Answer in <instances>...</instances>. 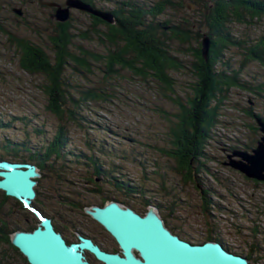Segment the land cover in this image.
<instances>
[{
  "label": "rangeland",
  "instance_id": "obj_1",
  "mask_svg": "<svg viewBox=\"0 0 264 264\" xmlns=\"http://www.w3.org/2000/svg\"><path fill=\"white\" fill-rule=\"evenodd\" d=\"M115 1L121 0H93V3L104 9L113 6ZM126 1L152 5L156 0ZM188 2L182 0L183 5H190V10L197 12L196 4ZM179 13L188 14L184 10ZM168 15L172 16L171 10L155 21ZM193 15L191 19L195 18ZM68 19L72 33L79 31L93 37L86 12L70 9ZM0 24L7 33L27 39L50 55L49 37L54 25L48 20L46 9L33 4L18 5V0H0ZM97 28L103 30L100 26ZM199 31L203 33V27ZM232 34L243 39L256 37L264 34V22L235 25ZM77 47L104 55L108 46L98 43L95 37L85 40L73 37L69 49L77 54ZM171 49L177 56L175 44ZM223 58L228 59L231 70L239 71L235 74L237 84L223 93L210 138L203 147L198 179H193L190 170L192 184L184 180L175 160L166 154L170 148L168 130L177 111L174 99L184 103L191 94V76L187 69L168 70L171 88H167L150 75L142 77L134 70L119 66H115L111 75H105L102 57L95 61L87 58L86 70L76 69L69 63L62 74L66 83L62 87L66 108L61 118H57L45 108L41 90L44 77L23 71L18 65V54L0 33V117L10 125L0 131V139L5 136L24 141L32 151L42 154L56 130L61 128L62 133L63 145L58 154L50 153L42 169L37 167L39 177L33 201L38 200L47 212L85 200L97 202L92 196L106 194L110 186L86 180L85 170L90 171L89 162L94 157L102 163V169H113V175L136 187L141 192L137 195H143L145 201L150 200L149 204L157 209L166 226L181 238L199 243L211 235L234 253L243 251L254 241L257 257H264V183L253 181L229 166L241 160L233 155L234 150L250 154L261 137L254 115L264 116V64L245 63L240 69L242 61L234 48L224 50ZM134 64L139 67L138 63ZM224 71L231 74L229 70ZM92 91L100 97L84 98L85 93ZM196 184L208 192L207 212L203 210ZM134 203L144 212L143 202ZM6 212L1 209L0 216L9 222L6 228L9 230L12 213ZM81 226L88 236L92 230L96 231L85 221ZM69 238L73 241L74 235L71 233ZM96 240L103 248H113L108 238Z\"/></svg>",
  "mask_w": 264,
  "mask_h": 264
},
{
  "label": "trees",
  "instance_id": "obj_2",
  "mask_svg": "<svg viewBox=\"0 0 264 264\" xmlns=\"http://www.w3.org/2000/svg\"><path fill=\"white\" fill-rule=\"evenodd\" d=\"M80 1L88 4L92 9L96 8L95 10L100 13L108 14L111 20L107 22L87 13L93 37L101 45L105 43L108 46L106 51L104 49V55L93 54L78 47L77 54L70 51L69 46L73 37L80 40L93 37L90 38L86 33L79 31L72 33L69 19L64 22L55 21L53 32L49 37L50 55L27 39L7 33L0 24V33L6 36L7 44L18 54L19 67L27 73H38L44 77V86L41 90L46 101L45 108L57 118H61L66 108L63 95L65 91L62 89L66 83L62 80V74L69 63H72L76 69L86 70L87 58L95 61L102 57L101 67L105 75H111L115 66H119L134 70L136 75L138 73L142 77L150 75L167 88H171L166 73L168 70L187 69L191 76L189 85L191 94L186 97L184 103L174 99L177 111L172 115L174 120L168 130L170 148L166 154L175 160L179 172H183L184 180L193 184L190 170L193 172V179H198L202 171L200 159L203 147L210 138V131L215 124L223 93L237 84L235 74L239 71L230 69L228 59L223 58V51L240 48L254 63L260 66L264 64V39L254 41L250 37L243 39L232 34L235 25L264 22V0H207V2L188 0L196 4L197 12L190 10L192 8L190 5H183L182 0H156L152 5L121 0L104 9L96 7L93 0ZM170 10L172 16L168 15L155 21L158 16L165 15ZM182 10L188 14L179 13ZM192 15L194 19L190 18ZM147 17L149 19H146ZM97 26L102 27L103 30H99ZM200 27H203V33H200ZM202 35L209 40L205 58L201 56ZM173 44L179 56L171 52L170 46ZM134 63H138L139 67ZM242 67L240 65V69ZM224 70H229L231 74H226ZM93 93V91L85 93L84 98L100 97L99 93ZM254 118L264 121V116L254 115ZM9 126V122H5L0 117V131ZM61 135L59 128L42 154L39 151H32L24 141L17 142L2 136L0 159L33 163L41 170L50 153L58 154L63 145ZM89 164L92 165L91 168L87 167L90 171L85 170V172L91 173L93 177L107 180L110 188L116 187L130 193L131 196L141 193L136 187L113 175V169L110 171L102 169V163L98 159L92 157ZM251 179L264 183L262 179ZM195 188L201 198L203 210L207 212L210 208L208 192L201 189L198 184ZM8 199L10 198L0 191V210L6 209L7 214L15 212L19 214L24 211L18 201L11 199L12 202L8 204ZM1 216L0 220H2ZM7 227L9 226H6V222L3 224L0 222V247L5 251L7 247H11L9 233L14 229L11 227L7 230ZM170 230L173 232L172 229ZM208 240L221 243L219 238L211 235H207L199 243ZM221 245L232 252L223 243ZM257 248L256 243L251 241L243 251L232 253L244 256L249 264H264V257H257Z\"/></svg>",
  "mask_w": 264,
  "mask_h": 264
},
{
  "label": "water",
  "instance_id": "obj_3",
  "mask_svg": "<svg viewBox=\"0 0 264 264\" xmlns=\"http://www.w3.org/2000/svg\"><path fill=\"white\" fill-rule=\"evenodd\" d=\"M70 9L111 21L108 14L100 13L80 0H65L64 6H56L53 18L58 22L66 21ZM16 13L19 12L16 10ZM208 43V38L202 35V58L206 57ZM255 122L261 133L259 141L249 151L250 154L234 151L233 155L241 160H235L229 166L249 178L264 180V121L256 118ZM38 177L37 166L33 163L0 159V191L18 201L23 208L34 210V215L38 216L33 230H17L9 234L10 244L28 264H90L85 252L102 264H249L244 256L229 252L218 241L191 243L179 238L166 228L153 205L147 206L141 216L112 201L101 207L85 209V213L113 237L120 254L104 252L89 238L82 236L77 238L76 243L66 244L54 232L49 219L42 217L31 204Z\"/></svg>",
  "mask_w": 264,
  "mask_h": 264
},
{
  "label": "flooded vegetation",
  "instance_id": "obj_4",
  "mask_svg": "<svg viewBox=\"0 0 264 264\" xmlns=\"http://www.w3.org/2000/svg\"><path fill=\"white\" fill-rule=\"evenodd\" d=\"M64 2H65V0H61V1H55V0H18V5L19 4H21V5L33 4L36 7H39L40 9H44V10L46 9L48 20L53 25H55L53 15H54L56 6L62 7V6H64ZM260 38L264 39V34H260L256 37H253L252 39L254 41H257ZM235 51L238 52V58H240L242 61L240 65L244 66L245 63H254V61L250 60L247 53H245L242 49L237 48V49H235ZM84 174H87L85 177L86 180H89V181L93 182L94 184H97L100 186L105 185V184L109 185L107 181L93 177L91 173L88 174L85 172ZM101 182H103V184ZM95 191H98L97 187L95 188ZM92 198H96L97 202L87 203V202H85L86 201L85 200L79 204H74V203L73 204H67L65 208H61V210L58 209V210L51 211V212H47L45 209L40 207V204L37 201H32L31 204L41 214L42 217L49 219L50 224H51L54 232L58 233L66 244L76 243L77 238L79 236H82V237L89 238L94 245H96L100 250H102L104 252L120 254V251H119L117 244L115 243L113 237L107 231H105L104 228L101 225H99L95 220L90 218L85 213V209L89 208L91 206L101 207V206H103L104 203H106L108 201H112V202H116V203L120 204L121 207H123V208L124 207L130 208L135 213H137L138 215L141 216L144 214L146 208H145L144 212H140L136 208V206H135L136 204L134 202L139 203V201H141V202H143L142 204L147 207L150 205L149 204L150 200L145 201V199L143 198V195L134 194L133 196H131L130 193L121 191V190L117 189L116 187L108 189L106 194L96 193L95 195L92 196ZM61 211H63V212L66 211V212L62 213ZM32 216H33L32 214H29L26 211H23L19 214L16 212L14 214H12L10 216V220L12 219L10 225H11V227H14V229L10 233L17 231V230L27 231V232L33 230L36 227L38 222H36L37 220L35 221L34 220L35 217L33 218ZM5 217H6V215H5ZM1 218H2V220H0L1 224H3V222H6V226H9L8 225L9 222L4 220L2 216H1ZM69 218H71V219H69ZM78 218H80V219L83 218L84 220H80ZM21 221H23L24 224ZM82 221H85L86 223H88L91 227H93L96 230V231L92 230L91 236L86 235V231L84 232L81 229ZM165 226H166V224H165ZM166 228H168V227L166 226ZM168 230H170V229L168 228ZM170 232L173 233L171 230H170ZM71 233L74 235L73 241H71V238H69L71 236ZM94 234H98V237L93 236ZM107 238H108V240H110V245L113 248H103L102 245L100 244L101 242L96 240V239H107ZM85 253L88 254L87 256L85 255V258L90 264H96L95 262L102 264L101 262L96 260L90 253H88V252H85ZM88 256H89V258H88ZM5 263L6 264H28L27 261L25 260V258L20 254V252L15 247H13L12 245L10 248L7 247L6 251L2 250L0 247V264H5Z\"/></svg>",
  "mask_w": 264,
  "mask_h": 264
},
{
  "label": "clouds",
  "instance_id": "obj_5",
  "mask_svg": "<svg viewBox=\"0 0 264 264\" xmlns=\"http://www.w3.org/2000/svg\"><path fill=\"white\" fill-rule=\"evenodd\" d=\"M29 211V210H28ZM29 212H31V211H29ZM32 213V212H31ZM35 217V216H34ZM36 218V217H35ZM181 238V237H180ZM181 239H183V238H181ZM185 240V239H184ZM187 241V240H186ZM192 243V242H191Z\"/></svg>",
  "mask_w": 264,
  "mask_h": 264
},
{
  "label": "bare ground",
  "instance_id": "obj_6",
  "mask_svg": "<svg viewBox=\"0 0 264 264\" xmlns=\"http://www.w3.org/2000/svg\"><path fill=\"white\" fill-rule=\"evenodd\" d=\"M258 166V165H257ZM253 167V166H252Z\"/></svg>",
  "mask_w": 264,
  "mask_h": 264
}]
</instances>
